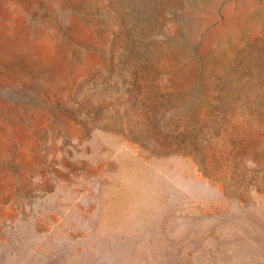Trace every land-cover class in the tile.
Listing matches in <instances>:
<instances>
[{"label": "rangeland", "instance_id": "374dc122", "mask_svg": "<svg viewBox=\"0 0 264 264\" xmlns=\"http://www.w3.org/2000/svg\"><path fill=\"white\" fill-rule=\"evenodd\" d=\"M0 264H264V0H0Z\"/></svg>", "mask_w": 264, "mask_h": 264}]
</instances>
